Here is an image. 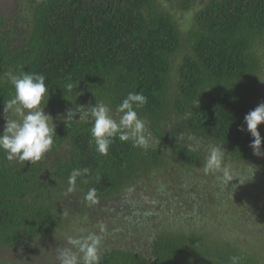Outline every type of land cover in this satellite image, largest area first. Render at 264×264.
Returning a JSON list of instances; mask_svg holds the SVG:
<instances>
[{"label": "trees", "instance_id": "1", "mask_svg": "<svg viewBox=\"0 0 264 264\" xmlns=\"http://www.w3.org/2000/svg\"><path fill=\"white\" fill-rule=\"evenodd\" d=\"M29 6L28 17L20 6L10 17L0 11V112L14 93L6 73L43 74L45 113L56 135L33 164L9 162L0 151V247L64 233L75 220L98 221V214L105 226L98 233L101 264H231L232 256L261 264L249 236L211 233L202 218L227 197L229 204L236 200L218 174L203 172L210 145H222L236 173L264 175V155H254L250 133L238 130L264 98V0H29ZM172 9L195 10L186 35ZM69 82L74 88L65 92ZM129 92L147 97L138 110L146 151L116 138L101 155L89 146L90 124L64 123L66 110L97 101L118 119L116 108ZM258 130L264 153V124ZM84 168L89 173L68 192L71 171ZM92 188L96 204L84 199ZM109 207L118 209V224ZM67 239L44 245L39 264H59L57 250L70 247Z\"/></svg>", "mask_w": 264, "mask_h": 264}, {"label": "clouds", "instance_id": "2", "mask_svg": "<svg viewBox=\"0 0 264 264\" xmlns=\"http://www.w3.org/2000/svg\"><path fill=\"white\" fill-rule=\"evenodd\" d=\"M8 81L14 88L12 97L4 102V112H14L16 118H7L3 132H0V151L5 158L17 162L41 161L51 150L56 135V126L51 115L45 113L48 101L46 77L39 73L21 71L19 74L6 73ZM65 92L72 91L74 85L67 83L62 87ZM147 103V97L142 93L129 92L116 108L117 118H114L111 109L103 102L95 105L77 106L66 110L63 117L68 125L72 121L90 124L89 146H95V151L107 156L114 139L121 142L131 141L132 146L148 150L149 137L146 135V122L138 115V110ZM79 113V119H75ZM187 118V116L185 117ZM264 124V103H260L254 110L244 117V126L239 131H247L252 137L250 147L256 156L264 155L261 152L262 137L258 126ZM226 150L222 145H210L208 155L203 164V172L219 174L220 183L228 186L238 179L239 184L245 181L238 173L225 163ZM89 169H73L68 177V192L75 190L78 178L86 176ZM85 202L96 204L98 197L96 189L86 193ZM67 244L70 247L57 250L59 264H101L102 236L92 233L80 238L69 237ZM242 257H230L231 264H240Z\"/></svg>", "mask_w": 264, "mask_h": 264}, {"label": "rangeland", "instance_id": "3", "mask_svg": "<svg viewBox=\"0 0 264 264\" xmlns=\"http://www.w3.org/2000/svg\"><path fill=\"white\" fill-rule=\"evenodd\" d=\"M18 6H20V10H22L26 17L30 16L29 0H0V11L6 14L7 17H10L13 12L18 11ZM197 7L198 6H196L195 9ZM194 11L186 13L180 12L178 9H172L171 11L174 17L178 20L184 35H186L192 27ZM186 52L187 50L184 48L175 59L174 73L176 75V71L182 63ZM259 80L264 89V66L263 71L259 76ZM261 103H264V98L261 99ZM6 115L7 118H16L14 112L6 114L1 111L0 125L2 126L6 123ZM246 173L249 174L251 172L242 170L239 175L247 182L239 184L238 179H236L231 181L227 187L229 195L230 192H232L234 198H236L235 202L229 204L227 197L224 201L225 205L219 207V209H215V207L209 209L208 211L210 212L206 214V217L204 216L202 220L205 221L206 230L211 233L214 232L222 235V233L227 230H233L237 233L249 236L250 244L252 245V248H255L253 249L252 254L259 258L261 264H264V175L254 174L251 177H248L247 175H244ZM216 175L217 174H211L213 179ZM70 201L71 199L68 198L64 202L65 204H69ZM140 203L142 204V208L148 206V201L145 200L144 197L140 199ZM115 208L116 207L107 208V213L112 219L116 220L118 217V209ZM96 219L98 221L100 219L103 221L104 217L96 214ZM115 220V224H118L117 220ZM98 221L86 217L80 220H75L73 226L64 233L52 234L19 248L12 249L8 247H0V264H39V262H42V259L43 261L46 260V253L41 249L44 245H55L56 242L65 239V237L69 238L73 236L72 238H80L87 236L88 234H98L100 232V234H103L102 232L105 226H100L101 224ZM35 251L36 253H33Z\"/></svg>", "mask_w": 264, "mask_h": 264}]
</instances>
